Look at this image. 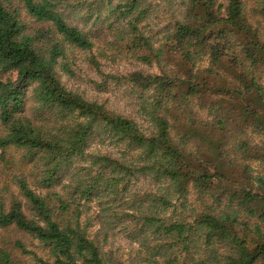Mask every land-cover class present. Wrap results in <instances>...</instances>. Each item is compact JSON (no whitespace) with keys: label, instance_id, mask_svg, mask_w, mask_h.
I'll use <instances>...</instances> for the list:
<instances>
[{"label":"trees","instance_id":"1","mask_svg":"<svg viewBox=\"0 0 264 264\" xmlns=\"http://www.w3.org/2000/svg\"><path fill=\"white\" fill-rule=\"evenodd\" d=\"M0 127V264H264V0H0Z\"/></svg>","mask_w":264,"mask_h":264},{"label":"rangeland","instance_id":"2","mask_svg":"<svg viewBox=\"0 0 264 264\" xmlns=\"http://www.w3.org/2000/svg\"><path fill=\"white\" fill-rule=\"evenodd\" d=\"M101 63L103 72H109L115 75L125 74L137 67L140 68V66L133 64V61L125 62L115 59L102 61ZM73 71L74 74L72 76L61 73L62 81L68 87L78 90L89 99H96L99 102L105 103L108 108L114 111L131 115L133 117L136 116V105L135 101L133 100L134 97L128 95V90L124 86L110 80L104 84L102 76L98 75L97 72L92 69V67H88L82 63L79 65H74ZM2 182L3 179H0L1 185ZM142 184H144V182H142ZM113 243L114 246L119 247L120 250L122 249L121 253H126V251L129 249L127 246L128 243H126L122 237L116 238Z\"/></svg>","mask_w":264,"mask_h":264}]
</instances>
